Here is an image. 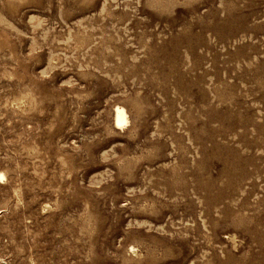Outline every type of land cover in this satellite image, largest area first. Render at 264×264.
I'll return each mask as SVG.
<instances>
[{"label": "rangeland", "instance_id": "374dc122", "mask_svg": "<svg viewBox=\"0 0 264 264\" xmlns=\"http://www.w3.org/2000/svg\"><path fill=\"white\" fill-rule=\"evenodd\" d=\"M0 264H264V0H0Z\"/></svg>", "mask_w": 264, "mask_h": 264}, {"label": "bare ground", "instance_id": "6f19581e", "mask_svg": "<svg viewBox=\"0 0 264 264\" xmlns=\"http://www.w3.org/2000/svg\"><path fill=\"white\" fill-rule=\"evenodd\" d=\"M116 128H122L127 123L126 112L122 108H118L114 119Z\"/></svg>", "mask_w": 264, "mask_h": 264}]
</instances>
